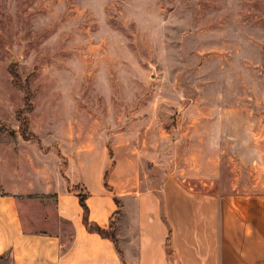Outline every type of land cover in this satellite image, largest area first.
<instances>
[{"label": "rangeland", "instance_id": "obj_1", "mask_svg": "<svg viewBox=\"0 0 264 264\" xmlns=\"http://www.w3.org/2000/svg\"><path fill=\"white\" fill-rule=\"evenodd\" d=\"M86 142L229 187L264 154V0H0V146Z\"/></svg>", "mask_w": 264, "mask_h": 264}, {"label": "crops", "instance_id": "obj_2", "mask_svg": "<svg viewBox=\"0 0 264 264\" xmlns=\"http://www.w3.org/2000/svg\"><path fill=\"white\" fill-rule=\"evenodd\" d=\"M78 147L35 162L0 146V264H264V154L225 188L190 160L159 183L130 156ZM80 196L90 224L114 222L116 243L87 227Z\"/></svg>", "mask_w": 264, "mask_h": 264}, {"label": "trees", "instance_id": "obj_3", "mask_svg": "<svg viewBox=\"0 0 264 264\" xmlns=\"http://www.w3.org/2000/svg\"><path fill=\"white\" fill-rule=\"evenodd\" d=\"M106 178H108V174L106 175ZM108 186V185H107ZM80 203H81V206L84 210V219H85V224L87 225V227L92 231V232H95V233H98L99 235H101L102 237L104 238H109V239H112L115 243L117 242L116 241V233H115V225H114V222L111 223V226H110V229L107 231V230H104L96 225H93V224H90L89 221H88V214H89V209L85 203V197L84 196H80ZM120 212H117L114 216H115V219L118 218L120 216Z\"/></svg>", "mask_w": 264, "mask_h": 264}]
</instances>
